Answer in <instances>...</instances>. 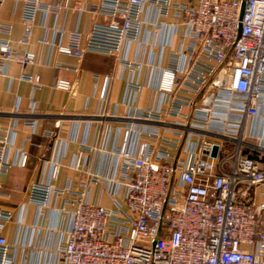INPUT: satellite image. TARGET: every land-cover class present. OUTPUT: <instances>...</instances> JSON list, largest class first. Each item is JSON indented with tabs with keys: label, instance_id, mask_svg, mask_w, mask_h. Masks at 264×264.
Segmentation results:
<instances>
[{
	"label": "built area",
	"instance_id": "2783aa9c",
	"mask_svg": "<svg viewBox=\"0 0 264 264\" xmlns=\"http://www.w3.org/2000/svg\"><path fill=\"white\" fill-rule=\"evenodd\" d=\"M147 7L157 12L154 30L171 21L182 25L183 31L161 67L158 91L165 108L145 109L140 118L161 121L167 116L183 129H205L216 123L224 126L228 138L236 139L245 117L256 116L264 105V0H99L97 4L21 0L22 32L15 42L30 43L38 12L56 17L61 10L102 15L105 21L94 22L87 33L55 28L56 34H67L65 43L39 41L75 59L74 66L52 64L58 72L53 87L69 92L71 82L61 73L77 72L87 52L114 56L130 72L139 67L122 51L125 44L139 42ZM11 30L10 23L0 22V75L10 62L24 66L36 60L27 48L14 47ZM19 79L36 89L42 86L38 75L22 72ZM108 80L103 78L101 99L106 98ZM126 89L137 93L140 85L129 80ZM205 90L212 95L210 105L198 103ZM25 123L35 126L32 120ZM13 129L0 122V174L11 166L5 155L12 146ZM183 138L178 129L169 134L158 128L124 129L114 151L118 163L114 183L122 187L120 198L114 188L108 191L114 208L88 198L90 186L104 178L91 174L75 188L58 186L52 181L60 165L50 163L48 180L30 184L28 202L45 208L54 196L59 201L57 211L70 217V226L56 246L62 264H264V203L251 209L239 200L250 186L264 182L257 159L242 153L238 138L235 150L224 160L218 158L217 142L202 136L193 148L183 149ZM91 149L80 145L77 165L83 152ZM26 159V152H21L17 163L24 166ZM227 160L230 169L223 171ZM11 220L12 213L0 205V264L12 262L10 243L2 233ZM255 241L259 244L255 252L242 247Z\"/></svg>",
	"mask_w": 264,
	"mask_h": 264
},
{
	"label": "crops",
	"instance_id": "0c3cea01",
	"mask_svg": "<svg viewBox=\"0 0 264 264\" xmlns=\"http://www.w3.org/2000/svg\"><path fill=\"white\" fill-rule=\"evenodd\" d=\"M41 1L55 4L58 0ZM77 1L97 4L99 0ZM20 8L21 0H3L0 6V22L12 25L9 38L14 47L18 51L27 48L36 57L32 65L21 66L10 62L6 72L0 75V122L14 127L10 135L12 146L5 155L11 166L7 172L0 174V205L12 213V220L2 230L10 243V264H62L56 246L70 226V217L57 211L59 201L54 196L45 208L28 202L30 184L48 180L50 163L60 165L57 178L51 180L58 186L75 188L80 180L91 174L104 178L101 183L90 186L88 198L106 208H114V200L109 197L108 191L114 188L117 198L122 192V187L114 183L118 178L114 151L120 145L127 126L138 130L158 128L164 134L173 129L181 130L184 133L183 149L193 148L199 137H206L220 144V160L231 156L238 138L242 153L255 157L264 170V105L256 116L245 117L236 139L228 138L224 126L216 123H209L205 129H183L167 116H163L161 121L140 118L145 109L165 108L158 91L161 67L167 50L177 45L182 25L170 21L156 31L152 26L157 19L156 9L144 8L139 42L125 44L122 51L123 56L137 62L139 67L130 72L119 65L114 56L87 52L78 64L77 72L61 73L71 82V91L68 92L53 87L58 72L52 64L60 62L74 66L75 59L57 54L49 45L39 41L46 39L65 43L67 34H56L55 28L87 33L94 22H104L105 18L89 11L78 14L74 10H61L57 17L38 12L32 39L24 46L15 42L22 32ZM22 72L38 75L41 88L36 89L20 80ZM105 76L109 79L107 95L101 99L99 93ZM129 80L140 85L139 92L126 89ZM211 99L210 90H205L197 98L198 103L204 105H210ZM29 120L35 122L34 127L26 125ZM82 144L92 149L83 152L77 165L78 150ZM21 152L27 154L24 166L17 163ZM180 156L185 157V153H180ZM216 163L217 171L221 172L218 161ZM229 169L228 160L224 161L222 170ZM239 200L251 209L263 204L264 182L250 186L247 195ZM258 229H261L260 226ZM258 245L255 241L242 247L255 252Z\"/></svg>",
	"mask_w": 264,
	"mask_h": 264
},
{
	"label": "water",
	"instance_id": "95a60500",
	"mask_svg": "<svg viewBox=\"0 0 264 264\" xmlns=\"http://www.w3.org/2000/svg\"><path fill=\"white\" fill-rule=\"evenodd\" d=\"M242 9H243V4H242ZM215 152H216V148H214L213 150V155H215Z\"/></svg>",
	"mask_w": 264,
	"mask_h": 264
}]
</instances>
